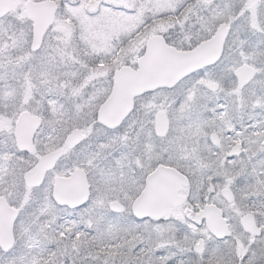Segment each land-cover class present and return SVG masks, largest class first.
<instances>
[{
    "label": "snow or ice",
    "instance_id": "snow-or-ice-1",
    "mask_svg": "<svg viewBox=\"0 0 264 264\" xmlns=\"http://www.w3.org/2000/svg\"><path fill=\"white\" fill-rule=\"evenodd\" d=\"M0 264H264V0H0Z\"/></svg>",
    "mask_w": 264,
    "mask_h": 264
}]
</instances>
